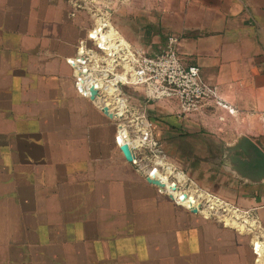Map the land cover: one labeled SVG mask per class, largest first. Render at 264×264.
<instances>
[{
  "label": "crops",
  "instance_id": "crops-1",
  "mask_svg": "<svg viewBox=\"0 0 264 264\" xmlns=\"http://www.w3.org/2000/svg\"><path fill=\"white\" fill-rule=\"evenodd\" d=\"M97 10L145 54L178 38L183 65L233 110L152 103L159 140H212L225 156L246 137L264 152V0H0V264H264V180L213 174L246 231L190 212L124 159L98 95L76 92L68 61Z\"/></svg>",
  "mask_w": 264,
  "mask_h": 264
},
{
  "label": "built area",
  "instance_id": "built-area-1",
  "mask_svg": "<svg viewBox=\"0 0 264 264\" xmlns=\"http://www.w3.org/2000/svg\"><path fill=\"white\" fill-rule=\"evenodd\" d=\"M92 13L96 16L92 27L77 45L75 57L68 61L74 71L75 90L87 99L92 97L91 88L97 91L100 109L108 107L113 114L117 147L128 146L133 156L131 164L145 179L153 174L161 183L168 178L174 184L170 181L172 167L166 161L146 107L155 102L175 104L178 117L209 108L220 107L230 114L233 110L202 82L198 67L183 65L178 38L168 37L159 53L148 55L125 43L111 27L107 15L98 10ZM128 90L138 91L141 100H134ZM194 196L201 199L196 192ZM217 203L223 205L218 200ZM232 215L240 214L235 209ZM255 241L260 244L252 243L256 260L264 261V238L257 237Z\"/></svg>",
  "mask_w": 264,
  "mask_h": 264
},
{
  "label": "rangeland",
  "instance_id": "rangeland-1",
  "mask_svg": "<svg viewBox=\"0 0 264 264\" xmlns=\"http://www.w3.org/2000/svg\"><path fill=\"white\" fill-rule=\"evenodd\" d=\"M160 142L166 156V161L172 167V176L170 181L176 185V188L191 194L195 203L199 204L200 207L195 214H201V216L213 218V216L210 215L214 213L215 219H219L218 217L221 219L222 216L232 215V210H235L234 207H230L224 202L222 206H219L215 200L218 197L213 195V188H215V190L217 188L214 184L218 183L214 179L215 176L213 174L219 171V169H217L219 168V165L229 164L225 156L217 153V144L212 140L201 142L196 139L187 142L180 141L177 144H175L176 142L174 141L167 140L164 142L163 140H160ZM206 148L208 150H206ZM134 169L145 179V175L141 171L136 170L135 167ZM179 174L183 177L181 181L177 177ZM195 192L198 195L199 193L209 195L211 199L215 201V205H211L210 203L203 201L204 199L201 197V199L196 201L197 199L194 196ZM163 195L165 194L163 193ZM165 196L170 198L167 195ZM216 208L217 210L213 211V209ZM187 210L192 212L189 209ZM238 213L240 214L239 216L241 220H243L244 218L242 217V213L239 211Z\"/></svg>",
  "mask_w": 264,
  "mask_h": 264
},
{
  "label": "water",
  "instance_id": "water-1",
  "mask_svg": "<svg viewBox=\"0 0 264 264\" xmlns=\"http://www.w3.org/2000/svg\"><path fill=\"white\" fill-rule=\"evenodd\" d=\"M90 92L92 93L91 99H94L97 96V91L91 88ZM102 112L109 118L113 117L108 107H104ZM119 149L124 159L131 163L133 156L128 146L123 145ZM225 154L231 169L240 177H247L256 182L264 180V152L250 139L241 137L232 147L225 148ZM146 182L159 191H163L164 184L157 180L153 174L146 178ZM170 199L173 200L171 197Z\"/></svg>",
  "mask_w": 264,
  "mask_h": 264
},
{
  "label": "bare ground",
  "instance_id": "bare-ground-1",
  "mask_svg": "<svg viewBox=\"0 0 264 264\" xmlns=\"http://www.w3.org/2000/svg\"><path fill=\"white\" fill-rule=\"evenodd\" d=\"M177 177L179 178L180 181L183 178L181 174L177 175ZM163 184H164V188L162 189L163 192H165L167 194V196H170L173 199V201L176 202V204L181 205V206L191 210L193 213H196L198 211V208L200 206H199V204L195 203L194 198L192 197L191 194H188V192H186V191L184 192V191H181L180 189L176 188V185L170 183L168 178L164 179ZM198 197L203 198L204 199L203 201H206V202L210 203L211 205L213 203L212 202L213 200L211 199V197L204 194V193H199ZM196 201H198V200H196ZM221 219L223 220V222L226 225H229L233 228H236V229L240 230L241 232L246 231V226L249 225L245 219L241 220L239 215H236L235 217H233L232 215L222 216ZM255 244L257 246L260 245L258 241H255Z\"/></svg>",
  "mask_w": 264,
  "mask_h": 264
}]
</instances>
